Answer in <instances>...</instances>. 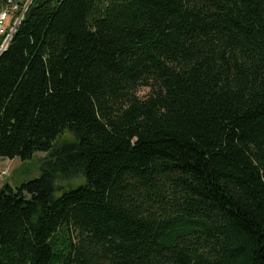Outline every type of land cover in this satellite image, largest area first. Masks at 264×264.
<instances>
[{"label": "trees", "instance_id": "obj_1", "mask_svg": "<svg viewBox=\"0 0 264 264\" xmlns=\"http://www.w3.org/2000/svg\"><path fill=\"white\" fill-rule=\"evenodd\" d=\"M35 152L0 188V264H264V0H32L0 160Z\"/></svg>", "mask_w": 264, "mask_h": 264}, {"label": "rangeland", "instance_id": "obj_2", "mask_svg": "<svg viewBox=\"0 0 264 264\" xmlns=\"http://www.w3.org/2000/svg\"><path fill=\"white\" fill-rule=\"evenodd\" d=\"M15 3H23L25 0H13ZM149 93L148 88H140L137 91L139 97H144ZM75 137L69 131L62 133L53 143V147H58L64 142H73ZM48 152H35L29 159L21 160L16 157L12 160H0V188L8 184L13 189L21 184L34 180L40 176L41 166L48 158ZM85 180L81 176L63 178L57 176L54 180V196L59 197L64 191H68L84 184Z\"/></svg>", "mask_w": 264, "mask_h": 264}, {"label": "built area", "instance_id": "obj_3", "mask_svg": "<svg viewBox=\"0 0 264 264\" xmlns=\"http://www.w3.org/2000/svg\"><path fill=\"white\" fill-rule=\"evenodd\" d=\"M31 1L25 0L20 4L13 0H0V36L3 37L0 43V52L6 49Z\"/></svg>", "mask_w": 264, "mask_h": 264}, {"label": "crops", "instance_id": "obj_4", "mask_svg": "<svg viewBox=\"0 0 264 264\" xmlns=\"http://www.w3.org/2000/svg\"><path fill=\"white\" fill-rule=\"evenodd\" d=\"M0 43H1V36H0Z\"/></svg>", "mask_w": 264, "mask_h": 264}, {"label": "water", "instance_id": "obj_5", "mask_svg": "<svg viewBox=\"0 0 264 264\" xmlns=\"http://www.w3.org/2000/svg\"><path fill=\"white\" fill-rule=\"evenodd\" d=\"M4 50H5V49H4ZM4 50H3V51H4ZM3 51H1V52H3ZM1 52H0V54H1Z\"/></svg>", "mask_w": 264, "mask_h": 264}]
</instances>
